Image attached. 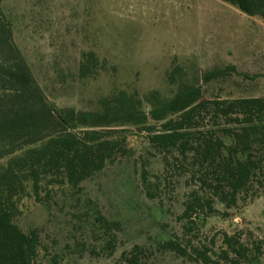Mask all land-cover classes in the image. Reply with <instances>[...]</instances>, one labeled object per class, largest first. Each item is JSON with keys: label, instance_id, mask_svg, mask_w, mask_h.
<instances>
[{"label": "rangeland", "instance_id": "obj_1", "mask_svg": "<svg viewBox=\"0 0 264 264\" xmlns=\"http://www.w3.org/2000/svg\"><path fill=\"white\" fill-rule=\"evenodd\" d=\"M0 12L46 100L107 115L108 126L94 130L118 146L102 171L75 185L19 173L6 196L12 222L39 241L35 264L53 257L58 264L131 257L135 264H264V177L226 208L214 190L221 180L209 173L203 185L192 153L154 147L142 127L159 128L148 117L151 104L185 86L197 87L201 100L264 98L260 16L220 0H0ZM225 237L238 240L250 261L236 257Z\"/></svg>", "mask_w": 264, "mask_h": 264}, {"label": "trees", "instance_id": "obj_2", "mask_svg": "<svg viewBox=\"0 0 264 264\" xmlns=\"http://www.w3.org/2000/svg\"><path fill=\"white\" fill-rule=\"evenodd\" d=\"M220 1L264 20V0ZM220 73L212 72L205 80ZM151 105L148 117L159 128L142 126L149 144L184 157L192 153L203 185L209 173L223 182L214 190L226 208L236 206L238 194L253 179L264 177V98L201 100L197 87L185 86L171 100H156ZM128 109L147 119L131 106ZM205 113L210 123L202 125ZM106 119L107 115L59 109L46 100L14 42L10 23L0 12V161L8 159L0 169V264H35L39 254L37 237L12 222L11 200L6 194L15 191L19 173L26 172L35 180L51 174L74 185L99 173L118 148L103 132L94 130L107 127ZM194 209L188 204L185 216L191 218ZM224 242L236 257L250 261L249 251L238 240L225 237ZM254 251L257 260L261 248ZM133 259L126 262L135 264ZM48 263L58 261L53 257Z\"/></svg>", "mask_w": 264, "mask_h": 264}]
</instances>
